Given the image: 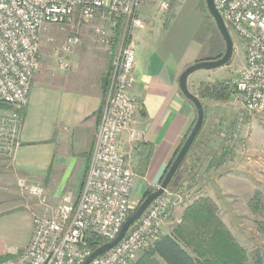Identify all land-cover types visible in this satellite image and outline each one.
<instances>
[{"label":"built area","instance_id":"obj_1","mask_svg":"<svg viewBox=\"0 0 264 264\" xmlns=\"http://www.w3.org/2000/svg\"><path fill=\"white\" fill-rule=\"evenodd\" d=\"M149 0H0V103L23 107L31 79L38 67L40 32L47 24L65 26L75 15L90 21L101 16L115 30L124 17L118 50L112 54L111 70L96 139L83 185L77 195L65 194L56 205L48 202L44 188L25 178L17 179L24 194L37 199L42 213L32 217V234L25 248L0 264H82L93 252L87 237L112 241L130 216V193L134 174L119 147L121 134L136 140L133 128L139 109L130 93L135 82L134 47L128 32L143 26L138 8ZM224 23L242 39L245 64L233 80L245 109L264 115V0H213ZM166 9L167 3L162 2ZM102 28L94 30L97 42L112 43ZM81 43L78 33L65 37L56 50V62L69 66L65 53ZM21 115L14 112L0 126V152L11 158L19 146ZM184 189H167L155 198L112 248L89 264H132L161 235L168 213L180 206ZM169 191V192H168Z\"/></svg>","mask_w":264,"mask_h":264},{"label":"crops","instance_id":"obj_2","mask_svg":"<svg viewBox=\"0 0 264 264\" xmlns=\"http://www.w3.org/2000/svg\"><path fill=\"white\" fill-rule=\"evenodd\" d=\"M148 8V3L138 8V17L145 22L128 32L134 47L135 77L130 93L139 103L133 123L137 139L130 140L125 132L119 138V147L134 174L131 200L141 199L147 190L160 184L167 164L190 130L196 114L178 86L180 73L195 60L196 48L190 44L179 46L176 39L165 36L167 24L164 30L148 25ZM114 41L115 37L112 44ZM80 45L64 54L69 61L66 69L58 66L54 53L51 57L40 52L26 104L21 108L0 106V126L2 119L14 112L22 118L19 146L10 158L12 174L2 170L6 156L0 153V226L5 220L14 223L21 220L28 229L17 251H6L0 238V257L14 258L25 248L32 234L33 214L42 211L34 197L23 196L17 187L18 178L41 185L53 205L66 191L76 194L81 189L105 104V81L112 53L110 56L107 52L101 56L86 55ZM148 149L151 150L149 158ZM230 170L223 190L218 180L215 184L232 207L235 201L246 203L248 198L244 196L250 191L253 193V184L259 183L250 175L260 170L243 160L240 167ZM181 211L182 208L179 215Z\"/></svg>","mask_w":264,"mask_h":264},{"label":"rangeland","instance_id":"obj_3","mask_svg":"<svg viewBox=\"0 0 264 264\" xmlns=\"http://www.w3.org/2000/svg\"><path fill=\"white\" fill-rule=\"evenodd\" d=\"M162 2L167 3L166 9L161 8ZM146 3L149 6L148 25L160 26L161 30H164L167 24L168 29L165 36L176 39L179 46L190 44L192 48H196L197 55L194 62L214 60L215 56L224 53V42L207 11L205 0H149L144 2L143 5ZM136 17H138V14H136ZM142 21L144 24L145 20ZM97 28H102L108 38L113 35L115 37V30H111L108 21L101 16L85 21L75 15L62 28L54 24H47L40 32L39 53L43 52L51 57L54 53L56 57L55 51L62 46L65 37L76 32L80 34V48H82L84 54L93 56H101L104 52L109 53V56L110 52L114 54L118 50L120 37L115 38L113 44L111 42L107 44L94 41L93 34ZM228 31L233 42V52L229 61L212 70L201 69L191 73L188 77V88L194 95L197 94L198 87L205 82L218 81L234 86L233 80L245 64V46L242 39L229 26ZM201 102L204 106L205 115L195 149L190 152L185 164L173 177L166 189L173 192L177 189H184L187 201L197 196H210L216 202L223 221L247 250L248 263L251 264L255 252L258 251L264 257V234L258 230V222L264 221V115L248 112L240 102L237 92L225 101L202 98ZM1 104L5 105L4 103ZM212 156H216V160L212 166H208ZM4 159L5 163L1 164L2 170L12 174L10 158L5 157ZM242 160L246 164L257 165L258 171L263 172L251 173L252 180L257 178L259 183L258 185L253 184V193L250 191L248 195L244 196L245 199L248 198L245 201L246 203L235 201L231 207L230 200H227L228 197L226 198L225 194L218 190V184H215V182L218 180L223 190L225 178L232 171L230 169L234 166L240 167ZM157 187L147 191H153ZM77 192L79 193L78 190ZM77 192L72 194L75 196ZM67 193L71 192L66 191L61 198ZM256 193L259 206L256 211H253L250 204L254 205L252 197ZM22 194L24 197H28V195ZM142 197L139 200H131L130 197L129 215L142 202ZM35 200L38 204L36 198ZM48 202L53 205L49 200ZM180 206L174 208L166 216L161 235L170 232L178 222L179 212L182 208ZM41 209L43 211L42 207ZM42 211L34 213L33 216L42 213ZM3 222L0 226L1 242L6 246V251H17L22 247L28 234L25 221L19 220L18 223H14L11 220H5Z\"/></svg>","mask_w":264,"mask_h":264},{"label":"trees","instance_id":"obj_4","mask_svg":"<svg viewBox=\"0 0 264 264\" xmlns=\"http://www.w3.org/2000/svg\"><path fill=\"white\" fill-rule=\"evenodd\" d=\"M124 22V17L121 16L118 18L117 27L115 28L116 39L123 33ZM221 55L222 54L215 56V59L219 58ZM109 73L105 81V93L107 92ZM235 92V86H229L228 84L214 81L202 83L198 87L196 96L200 101L202 98L225 101L231 98ZM0 106L4 107L8 105H2L0 103ZM189 131L190 130H188L186 136ZM186 136L174 152L167 164L165 172L172 163ZM199 136L200 132L176 174L185 164V160L190 152L194 151ZM150 155L151 150L148 149V158ZM215 160L216 156H212L208 166H212ZM150 192L151 191H146L143 194L142 201ZM185 195L180 206L182 207V211L179 215L178 222L173 226L170 232L159 236L149 248L141 252L132 264H249L247 250L236 239L221 218L216 202L207 195L197 196L187 201ZM252 201H254V205L250 204V207L253 211H256L259 206L257 193L252 197ZM258 230L260 233L264 234V221L258 222ZM87 241L92 250H95L103 244L101 238L95 235H89ZM11 257L12 256L9 255L0 257V262L10 259ZM251 264H264V257L259 254L258 251L255 252Z\"/></svg>","mask_w":264,"mask_h":264},{"label":"water","instance_id":"obj_5","mask_svg":"<svg viewBox=\"0 0 264 264\" xmlns=\"http://www.w3.org/2000/svg\"><path fill=\"white\" fill-rule=\"evenodd\" d=\"M205 5L209 15L212 17L214 24L224 42V53L217 59L214 60H199L194 63L186 66L184 70L180 73L178 77V86L181 94L192 103L196 111V120L191 127L188 135L186 136L183 144L181 145L179 151L174 157L172 163L169 168L165 172L159 186L151 191L143 201L138 205V207L134 210V212L126 219L123 223L120 231L117 236L110 242L103 243L101 246L93 250L90 256L82 263L89 264L92 259L100 256L113 246H115L124 236L127 229L140 217V215L144 212L147 206L158 196H160L164 190L169 186L176 172L178 171L180 165L184 161L187 153L189 152L192 144L194 143L197 135L199 134L203 121H204V108L200 99L190 92L188 88V77L191 73L197 70H212L217 67H220L227 63L233 52V42L228 31L226 24L224 23L220 13L214 6L213 0H205Z\"/></svg>","mask_w":264,"mask_h":264}]
</instances>
